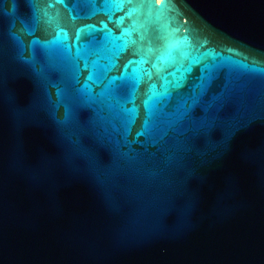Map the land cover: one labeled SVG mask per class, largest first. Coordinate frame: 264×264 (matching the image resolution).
Wrapping results in <instances>:
<instances>
[{"label":"water","instance_id":"1","mask_svg":"<svg viewBox=\"0 0 264 264\" xmlns=\"http://www.w3.org/2000/svg\"><path fill=\"white\" fill-rule=\"evenodd\" d=\"M0 264H264V0H0Z\"/></svg>","mask_w":264,"mask_h":264},{"label":"bare ground","instance_id":"2","mask_svg":"<svg viewBox=\"0 0 264 264\" xmlns=\"http://www.w3.org/2000/svg\"><path fill=\"white\" fill-rule=\"evenodd\" d=\"M159 1V0H158Z\"/></svg>","mask_w":264,"mask_h":264}]
</instances>
